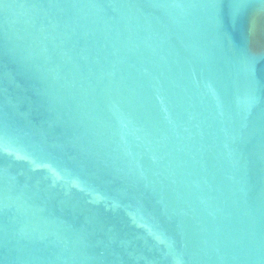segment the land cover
I'll use <instances>...</instances> for the list:
<instances>
[{"label": "water", "instance_id": "obj_1", "mask_svg": "<svg viewBox=\"0 0 264 264\" xmlns=\"http://www.w3.org/2000/svg\"><path fill=\"white\" fill-rule=\"evenodd\" d=\"M0 264H264V0H0Z\"/></svg>", "mask_w": 264, "mask_h": 264}]
</instances>
